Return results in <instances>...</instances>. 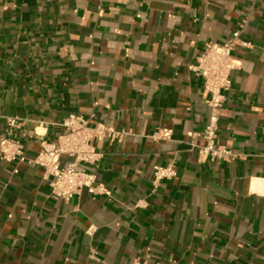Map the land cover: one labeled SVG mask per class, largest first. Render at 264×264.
<instances>
[{"label":"crops","instance_id":"obj_1","mask_svg":"<svg viewBox=\"0 0 264 264\" xmlns=\"http://www.w3.org/2000/svg\"><path fill=\"white\" fill-rule=\"evenodd\" d=\"M243 25L216 142L231 155L212 160L189 67ZM70 115L122 135L85 167L107 194L54 199L32 162ZM7 117L25 153L0 159V264H264V0H0V140Z\"/></svg>","mask_w":264,"mask_h":264},{"label":"built area","instance_id":"obj_2","mask_svg":"<svg viewBox=\"0 0 264 264\" xmlns=\"http://www.w3.org/2000/svg\"><path fill=\"white\" fill-rule=\"evenodd\" d=\"M243 28L244 25L234 31L231 39L224 43L213 41L206 43L196 63L189 67L195 76L203 79L205 90L210 95L207 103L212 113L203 135L206 145L199 149V153L200 156H209L212 160H226L231 155L230 151L217 146L216 142L221 111L227 100L226 94L232 86L231 74L238 67L233 53L238 47L248 46L242 39ZM6 122L8 132L0 140V159L19 162L24 157L25 147L21 141L13 137L12 130L21 128L23 121L7 117ZM60 125L64 132L55 142L42 137L41 149L32 161L50 177L52 198L70 202L84 190L92 195L107 194L103 185L97 182L96 175L87 171L85 167L96 166L103 159V153L98 151L95 141L104 139L115 141L121 138V133L104 124L91 126L89 119L77 115H70ZM170 135V130L163 129L154 133L152 139L164 140ZM64 156L70 161L62 164L61 158ZM176 175L171 166L155 167L154 184Z\"/></svg>","mask_w":264,"mask_h":264}]
</instances>
